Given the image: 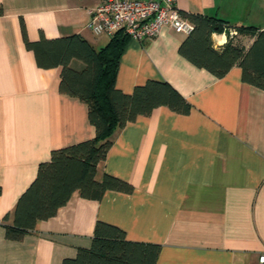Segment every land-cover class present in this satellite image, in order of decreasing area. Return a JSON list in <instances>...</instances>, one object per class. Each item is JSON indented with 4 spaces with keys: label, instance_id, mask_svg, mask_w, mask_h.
I'll return each mask as SVG.
<instances>
[{
    "label": "crops",
    "instance_id": "crops-1",
    "mask_svg": "<svg viewBox=\"0 0 264 264\" xmlns=\"http://www.w3.org/2000/svg\"><path fill=\"white\" fill-rule=\"evenodd\" d=\"M103 0H0V264H63L92 244L97 221L129 240L161 244L157 264H260L264 254V89L234 66L216 77L185 58L187 35L164 26L152 38H129L117 86L132 93L149 79L170 82L190 102L188 114L159 106L114 135L96 178L109 173L133 185L100 200L75 191L55 215L21 240L5 235L19 196L51 151L95 136L87 104L60 91L61 67L42 68L30 40L81 34L95 48L109 38L88 27ZM184 12L264 30V0H176ZM219 48L224 32L212 35ZM246 47L253 38L241 35ZM74 65L79 62L74 61Z\"/></svg>",
    "mask_w": 264,
    "mask_h": 264
},
{
    "label": "trees",
    "instance_id": "trees-1",
    "mask_svg": "<svg viewBox=\"0 0 264 264\" xmlns=\"http://www.w3.org/2000/svg\"><path fill=\"white\" fill-rule=\"evenodd\" d=\"M181 13L194 25L179 47L185 58L216 77L239 66L244 82L264 89V30L253 25L233 26L202 13ZM22 29L26 47L34 52L40 67H61L60 91L87 104L95 136L55 148L48 160L39 163L36 177L17 200L12 222H7L9 215L4 218L5 235L10 240H21L33 232L38 220L55 215L75 191L96 200L108 190L132 192V184L112 174H104L102 180L96 178L115 133L159 106L180 114H188L192 108L168 81L149 79L135 86L132 93L118 88L120 61L130 38L123 31L97 49L81 34L30 40L24 23ZM225 29L228 41L216 48L212 35ZM241 35L253 38L249 47L243 44ZM74 61L79 63L74 65ZM160 251L159 243L129 240L122 228L97 221L91 246L79 247L77 255L65 258L63 264H157Z\"/></svg>",
    "mask_w": 264,
    "mask_h": 264
},
{
    "label": "built area",
    "instance_id": "built-area-1",
    "mask_svg": "<svg viewBox=\"0 0 264 264\" xmlns=\"http://www.w3.org/2000/svg\"><path fill=\"white\" fill-rule=\"evenodd\" d=\"M88 12L87 27L109 39L118 31L130 38L145 40L156 37L164 26L185 35L194 28L193 23L182 15L176 0H103ZM259 262L264 264V254L259 256Z\"/></svg>",
    "mask_w": 264,
    "mask_h": 264
}]
</instances>
